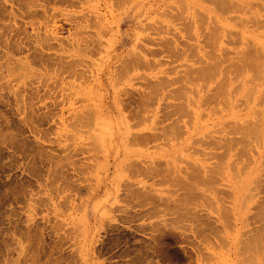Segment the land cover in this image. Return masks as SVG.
Masks as SVG:
<instances>
[{"label":"rangeland","instance_id":"1","mask_svg":"<svg viewBox=\"0 0 264 264\" xmlns=\"http://www.w3.org/2000/svg\"><path fill=\"white\" fill-rule=\"evenodd\" d=\"M220 1L0 0V264H264V0Z\"/></svg>","mask_w":264,"mask_h":264},{"label":"bare ground","instance_id":"2","mask_svg":"<svg viewBox=\"0 0 264 264\" xmlns=\"http://www.w3.org/2000/svg\"><path fill=\"white\" fill-rule=\"evenodd\" d=\"M220 2H221V1H220ZM220 2H219V3H220ZM226 2H227V1H226ZM221 3H222V2H221ZM223 3H224V0H223ZM223 3H222V4H223ZM226 9H227V8H226ZM222 10H223V9H222ZM237 10H238V9H237ZM234 11H235V10H234ZM238 11H239V10H238ZM213 38H214V36H213ZM208 39H209V38H208ZM254 44H255V42L253 43V45H254ZM257 44H258V43H257ZM194 45H195V44H194ZM177 46H178V45H177ZM254 46H255V45H254ZM254 46H253V47H254ZM184 47H185V46H184ZM247 47H248V46H247ZM247 47H246V48H247ZM250 47H251V46H250ZM258 48H260V47L258 46ZM242 49L245 50L244 48H242ZM260 49L262 50V48H260ZM214 50H215V49H214ZM243 50H241V56H242V54H243V53H242ZM246 50H247V49H246ZM263 50H264V49H263ZM263 50H262V52H263ZM255 51H256V52H255V53L253 52L252 55H255L257 59H260V60H261V59H264V55H261L257 49H256ZM206 52H207V50H206ZM248 52H249V51H248ZM236 53H237V52H236ZM230 54H231V53H230ZM212 55H213V54H212ZM231 55H232V54H231ZM244 55H245V54H244ZM216 56H217V55H216ZM216 56H215V58H216ZM228 57H229V56H228ZM213 58H214V57H213ZM199 59H200V58H199ZM218 59H219V58H218ZM228 60H229V59H228ZM235 60H236V59H235ZM246 60H247V59H246ZM260 60H258V61L261 62ZM208 61H209V60H208ZM215 61H217V60H215ZM219 61H220V60H219ZM225 62H226V61H225ZM205 63H206V62H205ZM210 63H211V61H210ZM212 63H213V62H212ZM214 63H215V62H214ZM219 63H220V62H219ZM223 63H224V62H223ZM230 63H231V62H230ZM230 63H229V64H230ZM262 63H264V62H262ZM262 63H261V64H262ZM252 64H256V63H252ZM208 65H209V64H208ZM213 65H214V64H213ZM224 65H225V64H224ZM232 65H233V64H232ZM263 65H264V64H263ZM263 65H262V66H263ZM200 66H202V65H200ZM220 66H221V64H220ZM260 66H261V65H260ZM197 67H198V66H197ZM217 67H218V66H217ZM236 67H237V66H236ZM226 68H227V67H226ZM258 68H259V67H258ZM249 69H250V68H249ZM249 69H248V70H249ZM259 69H260V68H259ZM215 70H216V65H215ZM223 70H224V69H223ZM248 70H247V71H248ZM254 70H255V69H254ZM263 70H264V69H263ZM211 71H212V69H211ZM249 71H250V70H249ZM227 72H228V71H227ZM230 72H231V71H230ZM250 72H251V71H250ZM263 72H264V71H263ZM263 72H262V70H260L259 74L262 75ZM203 73H204V72H203ZM225 73H226V72H225ZM207 75H208V74H207ZM205 76H206V75H205ZM198 77H199V76H198ZM214 78H215V77H214ZM223 78H224V77H223ZM224 79H225V78H224ZM195 80H196V79H195ZM212 80H213V79H212ZM214 80H215V79H214ZM220 80H221V79H220ZM228 80H229V79H228ZM243 80H244V79H243ZM218 81H219V80H218ZM202 82H203V81H202ZM206 82H207V81H206ZM207 83H208V82H207ZM207 83H206V84H207ZM208 84H209V83H208ZM217 84H218V83H217ZM253 84L255 85L256 83H253ZM250 85H251V84H250ZM219 86H221V85H219ZM222 86H223V85H222ZM255 86H256V85H255ZM227 88H228V87H227ZM216 89H217V88H216ZM223 89H224V88H223ZM249 89H250V88H249ZM249 89H248V90H249ZM251 89H252V88H251ZM224 90H226V89H224ZM216 91H217V90H216ZM226 91H227V90H226ZM249 91H250V90H249ZM251 92H252V91H251ZM263 92H264V91H263ZM220 93H221V92H220ZM225 93H226V92H225ZM210 94H211V93H210ZM221 95H222V93H221ZM223 95H224V94H223ZM227 97H228V96H227ZM227 97H226V98H227ZM260 99H261V98H260ZM208 100H209V99H208ZM206 108H207V107H206ZM262 109H263V108H262ZM262 109H261V110H262ZM261 112H262V111H261ZM263 112H264V111H263ZM262 114H264V113H261V115H262ZM257 119H258V117H257ZM262 119H263V117H262ZM248 120H249V119H248ZM251 120H252V118H251ZM254 120H255V119H254ZM263 120H264V119H263ZM249 121H250V120H249ZM259 122H261V121H259ZM259 122H258V120H257V124H255V125H258ZM252 123H253V122H252ZM259 124H260V123H259ZM255 125H254V123H253V126H254V127H255ZM261 125H264V123L261 124ZM261 125H259V126H261ZM253 126H251V127H252V130H253V129L256 130V127H259V126H256L255 128H253ZM263 127H264V126H263ZM263 127H261V128H263ZM248 128H249V127H248ZM245 129H246V128H245ZM241 130H242V129H241ZM249 130H251V129H249ZM249 130H248V131H249ZM255 130H254V131H255ZM238 132H239V131H238ZM245 133H246V131H245ZM248 133H249V136H250L251 133H252V135H255V133H253V131H252L251 133H250V132H247V134H248ZM241 134H243V133L241 132ZM245 135H246V134H245ZM245 135H244V136H245ZM258 136H259V135H258ZM254 137H256V136H254ZM260 138H261V137H260ZM251 139H252V138H251ZM262 140H263V139H262ZM249 143H250V142H249ZM220 160H221V159H220ZM220 160H219V161H220ZM219 164H220V163H219ZM217 166H218V165H217ZM211 167H212V166H211ZM218 167H219V166H218ZM213 168H214V167H213ZM201 172H202V171H201ZM206 174H207V173H206ZM212 174H213V173H212ZM200 175H201V174H200ZM210 176H211V175H210ZM209 181H210V180H209ZM258 230H259V229H258ZM256 233H257V232H256ZM252 244H253V243H252Z\"/></svg>","mask_w":264,"mask_h":264}]
</instances>
